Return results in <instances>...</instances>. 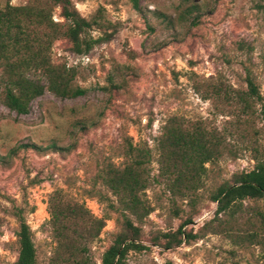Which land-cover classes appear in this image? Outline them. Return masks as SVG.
Masks as SVG:
<instances>
[{"label": "rangeland", "instance_id": "374dc122", "mask_svg": "<svg viewBox=\"0 0 264 264\" xmlns=\"http://www.w3.org/2000/svg\"><path fill=\"white\" fill-rule=\"evenodd\" d=\"M30 1L0 0V8ZM72 3L90 23L88 39L109 38L81 55L58 38L47 52L51 66L75 69L72 85L83 96L45 91L26 115L0 100V264L17 259L21 218L36 264H102L122 231L121 207L103 179L147 150L148 182L137 196L148 214L137 221L127 213L145 248L129 250L121 264H264V198L237 201L233 216L230 209L216 215L212 201L264 157V0ZM60 14L54 7L52 21L64 22ZM25 75L47 83L40 72ZM247 78L261 100L247 95ZM173 129L203 130L211 140L209 159L190 163L197 175L188 180L179 171L182 183L171 192L163 174L174 163ZM175 162L184 165L180 156ZM51 207L76 208L84 219L59 216L52 223ZM96 219L103 222L98 232ZM185 221L194 238L171 250L151 245ZM57 226L65 237L56 236ZM79 226L88 229L82 236L72 232Z\"/></svg>", "mask_w": 264, "mask_h": 264}, {"label": "trees", "instance_id": "16d2710c", "mask_svg": "<svg viewBox=\"0 0 264 264\" xmlns=\"http://www.w3.org/2000/svg\"><path fill=\"white\" fill-rule=\"evenodd\" d=\"M26 6L13 7L7 4L0 8V100L3 106L17 115H26L30 103L44 94L45 91L61 99H74L83 96L85 91L72 85L75 69L66 68L65 65L51 66L47 55L52 42L58 38H64L73 45L75 54H87L91 48L106 38L88 39L86 32L90 23L82 18L74 8L72 0H31ZM37 4H36V3ZM54 7L61 8L62 23H55L51 19ZM28 72H40L47 81L46 85L28 78ZM247 95L261 100L255 85L247 78ZM264 119V113H263ZM169 146L174 163L167 165L165 176L168 189L173 192L174 187L180 185L182 176L191 180L197 175L198 170L192 168L190 163L206 162V143L211 140L205 137L206 133L201 130L196 134H175L172 130ZM217 144L214 142V145ZM192 155L197 157L191 158ZM149 156L148 150L143 157L135 159L131 165L123 169L109 168L104 184L111 190L121 207V232L114 236L112 244L106 249L102 257V264H121L126 253L133 250H142L143 247L137 243L140 228L133 225L127 213L137 221L142 220L148 214L147 207L139 200L137 194L145 188L148 182V169L144 166V159ZM180 156L184 165L178 167L175 160ZM256 165L249 172H242L233 179L232 184L223 185L212 197L216 203L215 214L231 210L233 216L236 210L232 209L237 201L244 199L264 198V157L255 158ZM199 167V166H198ZM176 175V176H175ZM192 182V183H191ZM189 183L193 184L194 180ZM186 189H193L192 185H186ZM178 193V192H177ZM66 207V206H65ZM65 207H51L49 213L52 223L63 216V218L84 219L83 214H78L76 208L65 213ZM67 210V209H66ZM177 215V213H176ZM216 218H218L216 216ZM96 223L97 232L103 227L99 219ZM189 221L179 225L174 232L164 234L165 241L160 243L157 239L150 241L151 245H160L164 250L179 247L182 243L194 238L183 229ZM82 226V225H81ZM75 227L72 232L82 236L88 229L86 227ZM56 236L65 237L60 226L54 228ZM18 244V256L14 264H36V254L31 238V232L24 220L20 219L19 229L15 233ZM73 253V252H72ZM74 254V253H73Z\"/></svg>", "mask_w": 264, "mask_h": 264}]
</instances>
